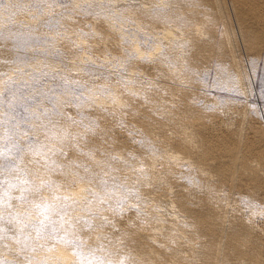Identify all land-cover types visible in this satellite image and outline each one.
I'll list each match as a JSON object with an SVG mask.
<instances>
[{
	"label": "bare ground",
	"instance_id": "1",
	"mask_svg": "<svg viewBox=\"0 0 264 264\" xmlns=\"http://www.w3.org/2000/svg\"><path fill=\"white\" fill-rule=\"evenodd\" d=\"M15 1L17 12L12 0H0V97L20 96L25 84L16 57L23 46L17 52L16 43L30 44L42 35L69 54L63 76L84 90L79 117L66 111L70 89L57 92L60 116L29 104L35 115L26 128L2 108L0 172L7 177L5 189L26 173L36 182L56 181L57 195L77 202L67 217L78 221L83 256L63 244L41 248L49 245L46 240L35 252H19L9 239L18 235L9 215L23 217L30 205L13 191L12 207L5 206L0 220L7 259L11 254L14 264H24L25 256L34 264H264V222L258 219L264 214V125L247 103L223 118L198 101L210 100L200 89L199 71L214 53L231 57L238 81L249 84L244 57L264 46V0H70L61 17L68 25L64 36L49 29L44 15L22 14L30 0ZM124 45L132 53L121 69L110 52ZM88 61L95 67L88 69ZM30 64L53 71L60 66L50 57ZM95 82L107 84L110 94ZM51 160L57 167L47 173ZM40 195L53 199L47 190ZM94 198L99 199L86 203ZM38 219L32 211L30 220Z\"/></svg>",
	"mask_w": 264,
	"mask_h": 264
},
{
	"label": "rangeland",
	"instance_id": "2",
	"mask_svg": "<svg viewBox=\"0 0 264 264\" xmlns=\"http://www.w3.org/2000/svg\"><path fill=\"white\" fill-rule=\"evenodd\" d=\"M2 1H4V3L6 2V0H2ZM13 1L15 0H12L13 5L14 4L19 5L18 1L17 3L16 1L13 3ZM30 1L31 3L28 2L27 6L23 7L22 14L26 16L32 14L34 17L40 14L44 15L46 17V22H48L47 24H49L48 25L49 29L52 30L55 29L57 35L64 36L65 35L64 33L67 31L66 28L68 25L62 24L63 20L61 21V17L63 18L64 17L63 14L67 12V9H65L67 8L65 3L69 2L70 0H58L60 4L63 3L62 5L63 6L65 5L64 7L62 5L58 6L57 3L55 4L57 0H51L50 3L49 2L45 3L46 0H30ZM19 3L21 4L22 1H20ZM12 8H14V10L12 9L13 10L12 12H17V10L19 9L17 8L16 5L12 6ZM46 11H48L49 13V14L47 13L48 16L44 14ZM52 11L54 15L50 14L52 13ZM113 13L117 14V12H113ZM1 14L2 11L0 10V15ZM19 14L22 15L20 12L18 13V15ZM122 28L126 30L133 29L130 25L127 24H124ZM45 37L46 36L42 35L41 37H37L35 40H32L30 44L24 43V44H28L29 46L32 44L34 45L32 48H30L27 45L29 47L28 50H27V46L24 45L23 43L20 42L16 43L17 52L19 49L22 48L21 52L16 53L15 51V53L17 54L16 57L20 55L19 56L20 58L17 57V59L19 58L18 60L21 63L19 66L22 68L21 70L23 75L22 83L25 84L23 85L22 88H20L21 90L20 96L14 97L11 96L10 93H5L0 97V110H3L2 108H5L8 111H13L15 115L14 120L19 119V122L21 121L20 123L24 128L27 127L28 125L27 123L30 122V120L32 119L30 117H32V115H35V112L33 113L32 112L33 110L32 109L30 110L29 107V104H33L34 102L36 104L35 108L38 111L41 112L45 110L46 112L53 113L48 116H52V115L60 116L62 112L58 107L59 104L57 102L56 96L58 94L57 92L59 91L62 92L63 90L66 89L71 90L69 96L66 95L67 96L66 99L68 100V102L65 104L66 111L78 117L81 116V113L78 109L81 108L79 106V103L83 101V97L79 99L80 97L79 93L82 92V90H84L82 87L83 85L81 86L71 81L68 82V80H65L64 78L65 74L63 73L65 69H68L69 61L72 58L69 57L68 53H62L60 46H55L51 38L49 37L45 38ZM21 45L23 47H21ZM146 47L151 48L150 43H148ZM23 48L27 51H25ZM88 49L90 50L89 53L95 54V56L99 54L98 52L90 48ZM108 51L109 50H106L103 53H107ZM133 52L135 53V50H133ZM110 53H115L116 56L117 55L120 56L117 58L116 56L114 57V64L116 63L117 67H120L121 69H125L128 67L127 63L129 61L127 60L126 55L128 56V58L131 57L132 51L129 50V47L127 45H124V47L121 46L115 47L114 51ZM38 57H44L46 59L50 57L52 59H55L60 64V66L58 67V69L53 71L49 69L45 64H40L37 66L30 64L32 60H37ZM220 57L221 56H219L217 53H214L210 65H205L203 69L199 71V76L204 80L203 82L206 84V85L204 83L203 85L201 84L203 87L201 86L200 89L202 92L207 93V96L208 98H210V100L206 101L204 97H200L198 98V101L200 102V104L203 105H205L208 102L206 105L207 108L213 112H216L217 115L223 118L225 117L229 118L230 115L227 116V114L230 113V110H232L234 107L239 106L240 108H242L247 103L249 104L250 107L249 110L251 114L255 117L256 120H259V122H261L264 125V46L261 49H259L258 53L253 54L249 52L248 58L244 57L246 58L248 64L247 69L245 66L244 67L249 81V84L245 82L244 86L241 84V82L238 81L239 79L238 72L236 68L233 65H231L232 62L231 57L229 58H222V57L220 58ZM24 60L26 63L25 62L23 63ZM79 62H81V60H79ZM88 62L89 63L86 64H88L87 68L89 69V65L92 62L90 61ZM92 64L96 65V63H92ZM168 79H172V78H168ZM72 83L74 85H72ZM101 84L102 83H98V84L96 83L95 86L104 87V88H100L99 91H101L102 94L109 95L110 94L109 89L105 88V86L108 87L107 84L105 85L103 83L102 86ZM29 110L31 112H29ZM36 118H38L37 112L35 119ZM20 119H22L25 123L22 122V120ZM17 155H19L18 152ZM8 163L7 161H4L2 163L3 167H9ZM143 166L144 165L142 164L141 167ZM0 181L3 182L4 187L7 185L6 182L7 177L5 176L4 172H0ZM4 210L5 207L3 209H0V216H2L1 213H3ZM258 215H259L258 216L259 222H264L263 220L264 214L263 217L261 216L262 218L260 217V214ZM1 247L0 249H2ZM0 253H1L0 257H3V259L5 258L4 260H6L7 257L4 255L3 249L2 251H0ZM9 254L7 255L9 256ZM11 256L12 255L10 254V256L7 259L8 261H12Z\"/></svg>",
	"mask_w": 264,
	"mask_h": 264
},
{
	"label": "snow or ice",
	"instance_id": "3",
	"mask_svg": "<svg viewBox=\"0 0 264 264\" xmlns=\"http://www.w3.org/2000/svg\"><path fill=\"white\" fill-rule=\"evenodd\" d=\"M48 164L49 167L45 171L51 173L57 165L54 160L48 161ZM59 187L60 185L51 179L40 178L38 182L33 181L26 173L23 179L10 184L7 189L0 181V209L5 206L11 209V201L14 198L12 196L13 191L19 192L15 199L30 205L29 212L25 213L23 217L13 212H10L9 215V220L18 227V235H12L9 239L14 240L20 246L19 252H35L39 241L46 240L49 241V245H42L41 248L63 244L72 250L78 258L83 256V253L79 250L82 247V241L76 239L78 235L76 224L78 221L67 217L68 209L77 202L70 201L68 197L57 195L56 189ZM45 190L52 194V201L43 200L40 194ZM96 199L99 198L86 201V203H94ZM32 211L39 217L35 222L30 220ZM88 211L91 218L94 219L95 214L92 213L91 209H88ZM0 220H3L2 216H0ZM79 223H83L89 228L93 227L90 219H81ZM2 233L3 228H0V246H3V240L5 239ZM33 233H35V239H33ZM0 264H14V262L0 257ZM24 264H34L33 257L25 256ZM36 264H46V260L36 262Z\"/></svg>",
	"mask_w": 264,
	"mask_h": 264
}]
</instances>
